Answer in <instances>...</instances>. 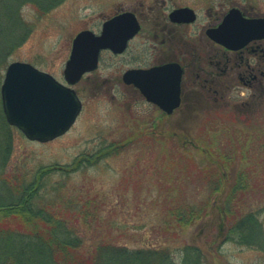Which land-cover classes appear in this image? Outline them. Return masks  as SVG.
I'll list each match as a JSON object with an SVG mask.
<instances>
[{
    "label": "rangeland",
    "instance_id": "374dc122",
    "mask_svg": "<svg viewBox=\"0 0 264 264\" xmlns=\"http://www.w3.org/2000/svg\"><path fill=\"white\" fill-rule=\"evenodd\" d=\"M142 1L150 0H63L46 14L28 3L23 7V16L30 31L10 54L7 64L0 67V95L7 66L17 60L30 62L65 82L64 69L74 37L85 29L100 33L102 23L121 7H136ZM256 1L264 10V0ZM139 41L136 38L122 55L102 52L98 68L74 85L83 108L76 123L62 136L46 142L32 141L0 116V202L8 201L10 196L17 198L14 192L31 182L39 170L56 166L60 169L49 174L48 189L59 187L64 193L78 196L82 204L103 203V227L96 230L84 225L88 236L108 235L132 249L159 246L166 240L178 264H182L187 244L203 249L204 264H264V249L227 239L229 222L217 197L221 190H227L229 184L225 182L208 201L203 216L175 230L171 229L175 223L167 227L169 221H174L167 208L175 204L172 198L177 195L176 188L188 193L184 200L188 198L197 205L202 199L205 202L207 189L200 186L204 168L215 155H230L226 148L236 157L233 162L225 160L228 163L222 173L232 177L245 169L243 172H249L244 173L249 196L264 193V100H251L250 105L242 106L239 100L243 98H232L224 108H203L187 118L177 114L175 137L167 133V138H143V142L123 144L121 140L136 122L146 130L155 119L156 132L169 130L164 125L166 119L159 117L156 109L120 82L128 63L135 61L132 54ZM180 120H184L181 126ZM95 155L107 156L86 164V158ZM186 159L194 165V169L188 166L193 169L190 175L180 173L188 165ZM64 167L69 174H64ZM256 202L252 200L253 206L248 209H256ZM260 219L264 230V212ZM106 224L110 231L105 229Z\"/></svg>",
    "mask_w": 264,
    "mask_h": 264
},
{
    "label": "trees",
    "instance_id": "16d2710c",
    "mask_svg": "<svg viewBox=\"0 0 264 264\" xmlns=\"http://www.w3.org/2000/svg\"><path fill=\"white\" fill-rule=\"evenodd\" d=\"M62 1L0 0V67L7 64L13 50L28 37L29 23L23 16V7L33 4L41 14H46ZM0 116L7 123L2 106ZM225 150L230 155H215L214 160L204 168L205 176H202L200 186L207 189L205 202L202 199V203L197 205L187 201L188 198L184 200L188 193L179 186L176 188L177 195L172 198L175 204L167 208L168 216L174 221H169L167 227L170 229L175 223L171 227L175 230L203 216L208 201L225 182L229 184L227 190H221L217 197L229 222L227 239L234 238L239 244L264 249V230L260 219V213L264 212V193L257 194L255 198L249 196L248 177L244 175L249 172H243L245 169L237 171L232 177L222 173L221 169L228 163L225 160L232 159L233 162L236 157L231 149ZM105 156L87 157L86 164L95 163ZM186 163L188 165L180 173L190 175L194 165H190L192 162L189 159ZM82 166L79 164V167ZM54 169L60 168L51 166L39 170L31 182L14 192L18 194L17 198L10 196L8 201L0 202V264H178L171 246L165 244L166 240L159 246L132 249L108 235L88 236L84 225L96 230L103 227L100 218L103 203L86 201L82 204L78 196L64 193L59 187L48 189L49 174ZM63 170L64 174H69L66 167ZM252 200L257 201L256 209H248L253 206ZM105 229L111 230L107 224ZM183 251L182 264H204L206 256L200 246L187 244Z\"/></svg>",
    "mask_w": 264,
    "mask_h": 264
},
{
    "label": "flooded vegetation",
    "instance_id": "af4514ba",
    "mask_svg": "<svg viewBox=\"0 0 264 264\" xmlns=\"http://www.w3.org/2000/svg\"><path fill=\"white\" fill-rule=\"evenodd\" d=\"M184 8L188 9L187 13L172 18L173 12ZM232 10H237L234 20L240 16L264 17V10L256 0H150L132 8L121 7L114 14L132 12L140 28L122 52L111 48L101 50L98 66L102 52L122 55L136 38H140V44L132 54L135 61L128 63L130 66L123 71L120 82L126 89L131 88L134 95L149 107L156 109L159 117L166 119L164 125L169 127L167 131L156 132L155 119L146 130L136 122L133 130L121 140L123 144L143 142V138H167V133L175 137L177 132L173 127L176 126L174 116L177 114L187 118L193 111L203 108H224L232 98H243L238 99L242 106L250 105L251 100H264V36L245 43L228 44L219 39L223 33L220 25ZM164 65H171L173 70L181 72L180 104L170 113L148 100L134 84L124 80V73L129 69ZM183 121L180 120V126Z\"/></svg>",
    "mask_w": 264,
    "mask_h": 264
},
{
    "label": "water",
    "instance_id": "95a60500",
    "mask_svg": "<svg viewBox=\"0 0 264 264\" xmlns=\"http://www.w3.org/2000/svg\"><path fill=\"white\" fill-rule=\"evenodd\" d=\"M187 12V8L176 10L172 18ZM235 14L237 10L226 15L220 25L223 33L219 39L228 44L245 43L264 36V17L240 16L234 20ZM139 28L136 16L125 11L107 19L99 34L90 29L80 31L73 39L71 54L64 69L67 84L30 62H11L1 86L2 106L7 121L30 140L46 142L64 134L82 109V101L72 85L80 81L84 73L98 67L102 49L122 52ZM170 67L129 69L124 73V80L134 84L148 100L170 113L180 104L181 74L180 70L175 71Z\"/></svg>",
    "mask_w": 264,
    "mask_h": 264
}]
</instances>
